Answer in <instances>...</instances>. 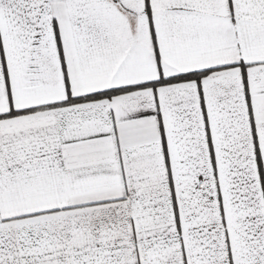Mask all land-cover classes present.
<instances>
[{
	"label": "snow or ice",
	"instance_id": "1",
	"mask_svg": "<svg viewBox=\"0 0 264 264\" xmlns=\"http://www.w3.org/2000/svg\"><path fill=\"white\" fill-rule=\"evenodd\" d=\"M0 264H264V0H0Z\"/></svg>",
	"mask_w": 264,
	"mask_h": 264
}]
</instances>
